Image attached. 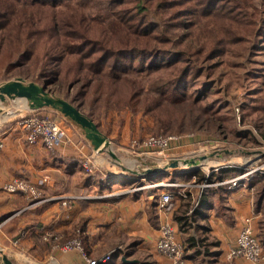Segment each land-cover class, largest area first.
Instances as JSON below:
<instances>
[{"label": "crops", "instance_id": "obj_1", "mask_svg": "<svg viewBox=\"0 0 264 264\" xmlns=\"http://www.w3.org/2000/svg\"><path fill=\"white\" fill-rule=\"evenodd\" d=\"M55 113L64 119L57 118L64 134L52 149H47L40 140L27 143L17 122L0 130L4 143L0 149V220L3 221L0 251H4L14 264H38L37 261L43 264L48 252L54 257L49 264H81L76 249L52 248L43 239L46 231L53 232L59 235L60 244L81 229L82 245L90 257L109 256L104 262L99 259L98 264H173L170 258L156 251L159 231L152 226L148 213L149 208L157 213L160 223L157 197L165 189L164 185L157 190H153L154 186L139 185L143 177L129 175L126 170L129 165L123 158L112 157L106 148L95 151L76 125ZM83 158H92L100 170L106 171L105 175L86 173L81 165ZM158 159L165 165L168 161L166 157ZM150 164L145 162L140 174H148L154 179L161 176L157 180L160 183L191 182L193 174L196 182L201 181L202 176L197 172L182 171L184 167L159 168V164ZM212 166L214 173L205 172V177L210 175L216 181L220 176L222 180L233 176L219 169L227 165ZM253 176L251 173L244 177L237 186L219 184L201 189L193 185L188 198L176 195L172 224L177 241L184 247L185 264H249L238 258L227 260L225 253L234 242L243 217L251 216L257 231L264 216V199L256 204L258 182H253ZM13 177L31 182L46 177L43 195L69 198V205H62L58 198H53L29 206L21 193L2 189V185ZM123 187L134 190L133 194H108ZM171 188L179 193L183 190L182 186ZM200 196L204 197V204L198 205L194 217L191 216L192 221L190 218L185 220L190 200L194 198L197 203ZM189 224L187 236L180 237L181 232H185L183 227ZM115 246L125 248L116 251ZM262 250L264 252V244Z\"/></svg>", "mask_w": 264, "mask_h": 264}, {"label": "trees", "instance_id": "obj_2", "mask_svg": "<svg viewBox=\"0 0 264 264\" xmlns=\"http://www.w3.org/2000/svg\"><path fill=\"white\" fill-rule=\"evenodd\" d=\"M105 1L110 16L86 13L87 0H0V76L9 77L8 71L27 65L38 70L34 81L39 84L59 83L65 92L75 87L74 100L84 101L91 94L93 101L102 97L117 104H135L139 97L155 113L184 99L181 93L187 78L192 80L193 72L195 76L203 72L197 65L200 61L218 58L223 50L249 41L256 49L264 37L261 3L256 0ZM192 14L202 19L200 27L189 20ZM183 28L195 36L196 47L182 48L185 34L179 31ZM137 58L153 68L170 62L184 64L170 68L173 75L161 82L157 97H142V85L127 82ZM194 99L199 101V97ZM169 109L158 113L162 128L177 116L172 106ZM219 169L233 170L229 166ZM253 174L259 205L264 199V174ZM200 180L215 181L204 174ZM220 180L221 176L216 181ZM204 202L200 196L185 220L194 217ZM258 238L264 244V216Z\"/></svg>", "mask_w": 264, "mask_h": 264}, {"label": "rangeland", "instance_id": "obj_3", "mask_svg": "<svg viewBox=\"0 0 264 264\" xmlns=\"http://www.w3.org/2000/svg\"><path fill=\"white\" fill-rule=\"evenodd\" d=\"M87 1L88 4L84 9L86 13L90 15H111V8L105 0ZM256 2L261 3L257 5L261 10V17H264V0H256ZM188 18L196 27L201 26L202 19L196 14L190 15ZM188 30L183 28L179 31L180 34H185L182 40L184 44L182 48L187 46L189 48L196 47V38L195 36L193 38L191 34H186ZM259 42L260 47L256 49L251 48L252 43L249 41L243 45L237 44L223 50L218 58L215 57L208 62L200 61L197 65H199V68L203 67V72L200 76H195L193 72L192 80L187 78L183 85V93H181L184 99L179 103L169 104L175 109L173 114L177 116L163 128L159 125L160 117L158 113L164 110L171 111L168 104L162 110H154L156 115L149 110L147 101L139 97L135 104H117L115 101L106 100L102 97H98L97 101H93L91 94L84 101H81L74 100L75 87L67 92H65L64 86L59 83L46 85V88L54 95L73 100L74 104L80 106L82 112L88 114L97 122L101 132L107 136L109 141L106 150L125 160V163L129 165L126 168L129 175L133 173L143 177L139 185L146 184L148 186L152 183H158L152 187L153 190L163 187V183L157 181L161 176L154 179L148 174H140L145 162L151 164L154 162V164H159V168H165V166L167 168V166L170 167L171 162L176 161L178 165L170 168L180 169L184 167L183 170L181 169L182 171L197 172L200 177L203 174L205 175V172L208 174L214 173L212 172V165H215V167L220 165L229 166L233 170L227 171L228 176L242 174L248 169H256L253 172L261 175V173L264 174V139L261 137V131L264 129V37ZM188 43L189 45H187ZM141 62L139 58L134 61L135 66L128 74L131 77H128L127 82L137 86L141 84L142 97H157L161 82L166 77H172L173 75L170 68L184 64L183 62H178V64L170 62L166 66L153 68L146 66L145 62V65H142ZM37 72L38 70L32 67L22 66L8 71L7 76L9 77L0 76V82L17 76L22 77L25 81H34ZM201 88L207 89L201 92ZM194 97H199V101L195 100ZM26 105L27 102L21 99H6L0 102V118L2 119H0V130L9 126L12 122H17L22 115L28 114L29 110ZM38 112L49 115L57 123H59V118L62 121L64 120L60 115L58 118L57 114L49 109H40ZM148 135H171L175 140L169 148L163 151L138 147L133 143V140L140 141ZM107 156L112 158L110 155ZM159 156L167 158L166 165L158 159ZM201 156H205L204 159H199ZM85 159L83 158V160ZM90 160L89 166L92 171L89 174L99 173L105 175L106 171L103 168L100 170L92 158ZM193 160H195L194 164L191 162ZM241 168L245 169L238 171ZM192 188L193 186L190 187V190ZM125 189L127 188L114 189L115 192L112 190L108 194L120 193L119 196H131L134 190ZM194 209L195 204L190 200L186 214H193ZM173 211L174 209L171 214V222ZM148 213L152 226L159 231L158 214H155L150 208ZM190 215L188 219L190 218L192 221ZM190 228L191 224L183 227L185 232H181V236H179L185 235L186 237V231L189 232ZM81 233V229L74 231V234L65 241L78 239V237L82 239ZM255 235L258 238V230H255ZM178 242L183 247L181 241L178 240ZM199 245L201 246L200 243ZM124 248V246H115L116 251ZM183 255L185 258L184 251ZM24 256L28 258L26 253ZM47 256L43 259V264H49L52 259L54 260L51 252H48ZM238 259L248 263L244 259ZM36 263L40 264L41 262L37 261Z\"/></svg>", "mask_w": 264, "mask_h": 264}, {"label": "built area", "instance_id": "obj_4", "mask_svg": "<svg viewBox=\"0 0 264 264\" xmlns=\"http://www.w3.org/2000/svg\"><path fill=\"white\" fill-rule=\"evenodd\" d=\"M38 110L40 109L29 110L28 114L22 115L17 120V124L22 132V137L27 143L33 144L40 140L47 149H52L56 141H58L59 138L64 134L63 130L61 125L57 123L52 117L47 114H40ZM174 140L175 139L171 135H148L140 141L133 140V143L138 147L163 151L169 148L170 144H172ZM3 144L4 143L0 138V149L3 147ZM89 162H91L89 158H86L81 162V165L86 173H91L92 171V168L89 166ZM253 171L255 172L256 169H248L242 174L239 173L238 175L229 179L215 182H207L205 180L196 182L194 179L195 175L193 174L191 182L164 183L163 185L165 189L161 190L157 197V208L161 215L159 235L155 244L157 253L170 258L173 264H185V258L183 255L184 249L175 238L174 228L171 222V214L175 207L176 195L180 194L182 197L188 198L190 196V187L193 185L199 186L201 189L208 185L219 184L237 186L239 183H241V180L244 177L254 173ZM187 172H189V170H187ZM46 180V177H41L35 182H31L20 177H13L2 185V189L7 192L21 193L28 202L29 206L36 205L53 198H58L62 205L68 206L70 202L69 198L46 197L43 195L42 188L46 184ZM157 184L158 183H156V185ZM173 186H182L183 190L179 193L178 191H175L171 188ZM192 202L196 204L194 198H192ZM2 223L3 221L0 220V226ZM43 239L49 242L52 248H60L64 251L76 249L81 256V264H98L99 259L102 262L108 259V257H100L99 259L90 257L85 252L82 245V239H80V237H78V239L65 241L64 243L62 242L59 244V235L46 231L44 233ZM15 243H18V241L15 240ZM225 258L227 260L241 258L247 261L249 264H264V252L262 250L261 243L255 235L251 216H245L242 218L241 225L235 240L231 245H229L225 253Z\"/></svg>", "mask_w": 264, "mask_h": 264}, {"label": "water", "instance_id": "obj_5", "mask_svg": "<svg viewBox=\"0 0 264 264\" xmlns=\"http://www.w3.org/2000/svg\"><path fill=\"white\" fill-rule=\"evenodd\" d=\"M47 83L39 84L35 81H25L17 76L0 82V102L6 99L24 100L27 102V109L46 108L58 112L72 124L76 125L83 133L84 137L90 142L95 151H101L109 145L107 136L101 132L97 124L85 115L76 105L64 97L52 94L46 88ZM108 153L114 157L113 153ZM205 156H202L203 159ZM193 164L195 160L191 161ZM178 162L173 161L170 167H176ZM166 167V166H165ZM1 264H14V262L3 252L0 251Z\"/></svg>", "mask_w": 264, "mask_h": 264}, {"label": "bare ground", "instance_id": "obj_6", "mask_svg": "<svg viewBox=\"0 0 264 264\" xmlns=\"http://www.w3.org/2000/svg\"><path fill=\"white\" fill-rule=\"evenodd\" d=\"M1 119V118H0ZM4 119V118H3ZM2 120V119H1ZM208 161V160H207ZM205 166V165H204ZM156 185V183H152L151 185H149V186H155Z\"/></svg>", "mask_w": 264, "mask_h": 264}]
</instances>
